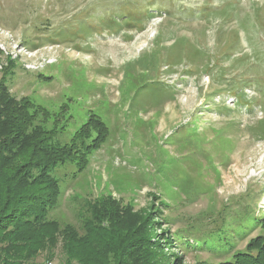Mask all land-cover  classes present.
Masks as SVG:
<instances>
[{
	"label": "rangeland",
	"instance_id": "obj_1",
	"mask_svg": "<svg viewBox=\"0 0 264 264\" xmlns=\"http://www.w3.org/2000/svg\"><path fill=\"white\" fill-rule=\"evenodd\" d=\"M0 85L27 134L107 133L48 172L39 264H65L68 232L91 236L73 264H125L134 230L131 264H222L264 237V0H0Z\"/></svg>",
	"mask_w": 264,
	"mask_h": 264
},
{
	"label": "trees",
	"instance_id": "obj_2",
	"mask_svg": "<svg viewBox=\"0 0 264 264\" xmlns=\"http://www.w3.org/2000/svg\"><path fill=\"white\" fill-rule=\"evenodd\" d=\"M219 8L215 7L217 11L228 9L225 6ZM33 119L34 116L28 113L24 105L5 97L0 85V264H39L37 250L46 244L41 234L54 225V222L43 221L45 211L55 204L57 195L56 186L49 180L48 172L66 159L74 158L77 153L84 157L95 142L100 143L107 136L104 125L95 120L93 124L98 135L91 143L84 141L87 135L75 134L71 143L62 146L52 142L51 130L38 128L32 135L27 134ZM34 168L40 172L30 177L29 172ZM92 213L93 217L98 216L97 210ZM102 229L109 234L106 228ZM101 235L98 233L95 236L93 247H100L98 240ZM66 238L65 264H73V258H78L75 244L87 241L91 236L86 234L78 238L76 233L68 232ZM147 238L146 233L138 235L135 230L125 235L121 248L125 250V262L129 259L125 264H131L132 260L138 258L147 243L151 242ZM263 238L261 235L256 236L249 242L247 251L234 253L232 260L222 264H264ZM118 243L119 239L117 248ZM251 250L256 252L252 253ZM79 261H82L81 257ZM151 261L153 264L157 262L155 259Z\"/></svg>",
	"mask_w": 264,
	"mask_h": 264
}]
</instances>
